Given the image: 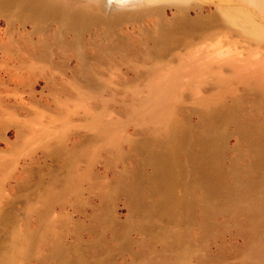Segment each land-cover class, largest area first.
I'll list each match as a JSON object with an SVG mask.
<instances>
[{"label":"rangeland","instance_id":"rangeland-1","mask_svg":"<svg viewBox=\"0 0 264 264\" xmlns=\"http://www.w3.org/2000/svg\"><path fill=\"white\" fill-rule=\"evenodd\" d=\"M246 10L0 0V264H264V18Z\"/></svg>","mask_w":264,"mask_h":264},{"label":"bare ground","instance_id":"bare-ground-1","mask_svg":"<svg viewBox=\"0 0 264 264\" xmlns=\"http://www.w3.org/2000/svg\"><path fill=\"white\" fill-rule=\"evenodd\" d=\"M230 1H235V2H238V3H242V4H248V5H251L252 7H253V11H250V10H246L244 13H243V18L242 19H239L237 22L240 24V25H242L243 27H245V28H249V29H251V30H254L255 32H260V30L261 31H263L262 29H260V28H255V27H253L252 26V24H251V19H252V17H253V13L255 12L256 14H259L260 16H262L263 18H264V0H230ZM261 33V32H260ZM252 72V74L253 75H255V77L256 78H258V79H262V78H264V63H258V64H255L254 66H253V70L251 71ZM178 128H179V126H178V124H176V125H172V130L173 131H176L175 132V134L178 132ZM178 135V134H177ZM176 135V136H177ZM176 140H177V138H176ZM175 140V141H176ZM259 167H261V165L259 166ZM211 168V169H210ZM209 169L210 170H212V171H208L209 173H211V175H213L214 177L217 175V169H216V166H215V164H213L211 167H210ZM263 168V167H262ZM208 169V168H207ZM207 169L205 170V171H207ZM208 169V170H209ZM259 169V168H258ZM260 170V169H259ZM262 170H264V169H262ZM207 172V173H208ZM260 172H262V171H260ZM262 174V173H261ZM168 175V174H167ZM207 175V174H206ZM208 176H210V174H208ZM264 176V175H263ZM169 177V176H168ZM210 177H212V176H210ZM172 201H174V205L173 204H171L170 205V208H172L171 206H174L175 207V209L177 208L178 209V212H179V214H177L178 212H175V210H174V212L176 213V215H182L183 214V216L188 212V209H189V205H188V202H186V200L185 199H183V200H180L179 199V201H177V200H173L172 199ZM171 201V202H172ZM170 203V202H169ZM169 207V206H168ZM168 207H167V209H168ZM263 206L262 205H260V204H258L257 206H256V209H261ZM170 208H169V210H167V212L168 211H170ZM177 209H176V211H177ZM169 214H171V213H168V215ZM174 213H172V215L171 216H174L173 215ZM175 215V216H176ZM177 217V216H176ZM175 217V218H176Z\"/></svg>","mask_w":264,"mask_h":264},{"label":"clouds","instance_id":"clouds-1","mask_svg":"<svg viewBox=\"0 0 264 264\" xmlns=\"http://www.w3.org/2000/svg\"><path fill=\"white\" fill-rule=\"evenodd\" d=\"M133 0H104L106 10L111 11L115 6L116 10H122L129 7Z\"/></svg>","mask_w":264,"mask_h":264}]
</instances>
